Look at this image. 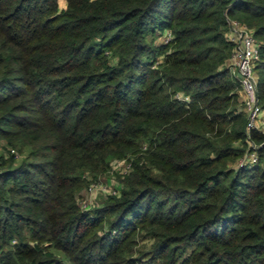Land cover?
<instances>
[{
    "label": "trees",
    "instance_id": "trees-1",
    "mask_svg": "<svg viewBox=\"0 0 264 264\" xmlns=\"http://www.w3.org/2000/svg\"><path fill=\"white\" fill-rule=\"evenodd\" d=\"M230 20L264 107V0H0V264H264Z\"/></svg>",
    "mask_w": 264,
    "mask_h": 264
},
{
    "label": "built area",
    "instance_id": "built-area-1",
    "mask_svg": "<svg viewBox=\"0 0 264 264\" xmlns=\"http://www.w3.org/2000/svg\"><path fill=\"white\" fill-rule=\"evenodd\" d=\"M230 28L228 39L234 45L230 64L233 75L237 77L240 83L241 104L246 115L245 131L248 150L238 161L239 167L245 168L252 167L259 162V149L264 145V143L257 144L251 138L253 130H257L264 135V107L261 105L258 94L257 73V66L261 60V43L256 38L254 31L239 21L230 20ZM170 39L171 34L167 36L166 42H169ZM126 161V164L120 169L122 175L127 174L132 168V163ZM116 162L119 163V161ZM97 183L92 182L87 188L92 198L94 196L97 199L100 192L103 196L119 194V187L110 184L100 186ZM85 202L86 205L84 206L93 205L92 203H94Z\"/></svg>",
    "mask_w": 264,
    "mask_h": 264
},
{
    "label": "rangeland",
    "instance_id": "rangeland-1",
    "mask_svg": "<svg viewBox=\"0 0 264 264\" xmlns=\"http://www.w3.org/2000/svg\"><path fill=\"white\" fill-rule=\"evenodd\" d=\"M164 36L160 37V39L163 40ZM167 38V37H166ZM127 159H111V167L110 170L106 173H104V175H101L99 178L100 180L98 181V185L100 186H105L106 184H110L111 186H114L116 181H118L122 176V173L120 172V169L126 164ZM116 161H119V163L117 164ZM103 184V185H101ZM84 194V199L85 201H90V202H94L92 203L93 205H88L89 208H93L94 206H100L105 204V197L102 195V193L100 192V194H98V198L96 199V197L93 196L91 193L87 190V188L83 191ZM91 199H94L93 201ZM85 201H81L82 205H86Z\"/></svg>",
    "mask_w": 264,
    "mask_h": 264
}]
</instances>
